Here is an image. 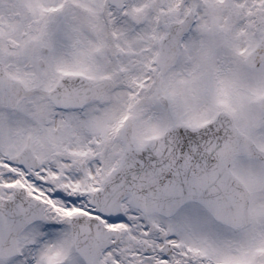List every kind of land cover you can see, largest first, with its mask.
Segmentation results:
<instances>
[{
  "label": "snow or ice",
  "instance_id": "1",
  "mask_svg": "<svg viewBox=\"0 0 264 264\" xmlns=\"http://www.w3.org/2000/svg\"><path fill=\"white\" fill-rule=\"evenodd\" d=\"M0 264H264V0H0Z\"/></svg>",
  "mask_w": 264,
  "mask_h": 264
}]
</instances>
